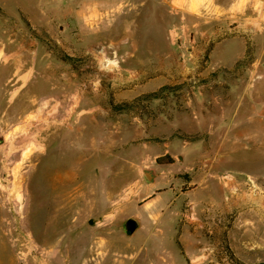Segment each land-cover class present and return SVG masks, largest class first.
I'll return each instance as SVG.
<instances>
[{"label": "rangeland", "instance_id": "374dc122", "mask_svg": "<svg viewBox=\"0 0 264 264\" xmlns=\"http://www.w3.org/2000/svg\"><path fill=\"white\" fill-rule=\"evenodd\" d=\"M211 14L0 0V264H132L143 243L188 246L167 264H264V86H248L261 44L202 72L207 56L188 50L201 33L238 50L234 16ZM145 182L177 214L129 236ZM79 195L94 200L67 201Z\"/></svg>", "mask_w": 264, "mask_h": 264}, {"label": "crops", "instance_id": "0c3cea01", "mask_svg": "<svg viewBox=\"0 0 264 264\" xmlns=\"http://www.w3.org/2000/svg\"><path fill=\"white\" fill-rule=\"evenodd\" d=\"M168 4L175 11L183 12L186 18L191 20V24H193L192 20L199 17L202 12L216 13L214 16L211 14L210 16H204V18L208 21L217 20V26L224 25H219V22H223V15H225L226 12H229L230 15L234 16L233 18L235 19L236 24L233 26V29L236 32V37H238V39L236 38L237 41L235 40V45L236 43L238 44V50H235L234 53L227 54L232 45L227 46L226 40L220 39L219 36L215 37L210 33H201L199 40L194 39L188 42L190 43V48H188V50L190 49V54L195 58H203L205 55L207 56L206 65L202 67V72L209 73L216 67L224 66L229 60L231 61L234 59L237 62L238 59L244 55L246 38L248 37L249 40L255 38V43L258 42L261 45L259 47L257 59L251 63L252 65L249 67V70L254 74H257L259 80L248 84V86H264V0H168ZM219 31V28H217V33ZM185 43L186 41H184L182 46L185 45ZM234 49H236V46ZM22 76L23 74L20 72L15 75L14 78L17 92L28 87L26 86L27 81H20ZM9 101L10 103L16 101V94H13ZM31 115L32 114L29 112H25L24 115L22 114L24 119H27V117H30ZM146 184V182L140 184V191H142V194L139 195L140 198L136 204L142 211L141 214L138 215V219L140 220V227L143 225L148 234L155 235V233L152 232V226L163 216L164 210L172 207L174 201L171 199L166 201L161 195L153 193V189L145 188ZM172 184L170 182L171 188L175 190ZM174 198L175 196L173 199ZM93 200L94 199L89 195H79L73 196L67 201L73 203H91ZM208 200L209 197L205 201L192 199L190 203H203ZM171 209H173L174 215H176L177 206ZM153 230L156 231L157 228L154 227ZM156 232H159V230ZM187 248V245H184L183 247L178 246L177 252H174V250H172V252L171 250L167 252V249L146 247L143 243V245L140 246L139 251L136 253V258L132 259V264H167L169 256H184L186 255ZM182 250L185 251L184 254L181 253ZM62 251L64 252V244ZM22 253L23 252L21 251V254ZM18 261L19 260L13 261L10 264H19ZM32 263L31 259L26 262H21V264Z\"/></svg>", "mask_w": 264, "mask_h": 264}, {"label": "water", "instance_id": "95a60500", "mask_svg": "<svg viewBox=\"0 0 264 264\" xmlns=\"http://www.w3.org/2000/svg\"><path fill=\"white\" fill-rule=\"evenodd\" d=\"M145 176L148 178V180H153V173L150 169L144 170ZM125 230L129 236H132L139 228H140V220L137 216H131L127 218V220L124 223Z\"/></svg>", "mask_w": 264, "mask_h": 264}, {"label": "trees", "instance_id": "16d2710c", "mask_svg": "<svg viewBox=\"0 0 264 264\" xmlns=\"http://www.w3.org/2000/svg\"><path fill=\"white\" fill-rule=\"evenodd\" d=\"M163 157H166V155H164V156H162V157H158V158L156 159V161H157V162H160V161L163 159ZM168 162H169V163L172 162V159H169Z\"/></svg>", "mask_w": 264, "mask_h": 264}, {"label": "bare ground", "instance_id": "6f19581e", "mask_svg": "<svg viewBox=\"0 0 264 264\" xmlns=\"http://www.w3.org/2000/svg\"><path fill=\"white\" fill-rule=\"evenodd\" d=\"M18 199H20V197L17 196Z\"/></svg>", "mask_w": 264, "mask_h": 264}]
</instances>
